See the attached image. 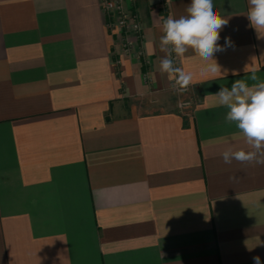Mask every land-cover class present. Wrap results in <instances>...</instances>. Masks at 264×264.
<instances>
[{
    "label": "crops",
    "instance_id": "1",
    "mask_svg": "<svg viewBox=\"0 0 264 264\" xmlns=\"http://www.w3.org/2000/svg\"><path fill=\"white\" fill-rule=\"evenodd\" d=\"M190 2L124 0L125 52L99 0H0V264H264V165L223 162L248 146L214 95L264 80V38L248 0H214L232 46L215 76L179 58V94L160 27Z\"/></svg>",
    "mask_w": 264,
    "mask_h": 264
},
{
    "label": "clouds",
    "instance_id": "2",
    "mask_svg": "<svg viewBox=\"0 0 264 264\" xmlns=\"http://www.w3.org/2000/svg\"><path fill=\"white\" fill-rule=\"evenodd\" d=\"M248 5L246 15L250 26L256 30L258 38H264V0H248ZM229 20L230 17L222 15L216 8L214 0H191L185 14L162 19L158 46L163 55L158 70L173 81L174 91H187L193 80V74L177 66L175 58L194 53L204 64L203 74L215 76L220 70L214 56L232 46L230 37L224 38V45L220 44V33L229 25ZM249 79L252 83L237 79L230 88L221 86L214 94L217 104L228 109L226 122L235 124L248 146L247 150L226 148L222 152L225 164L235 160L241 164L264 165V80L255 72ZM252 259L253 264H262L259 255Z\"/></svg>",
    "mask_w": 264,
    "mask_h": 264
},
{
    "label": "built area",
    "instance_id": "3",
    "mask_svg": "<svg viewBox=\"0 0 264 264\" xmlns=\"http://www.w3.org/2000/svg\"><path fill=\"white\" fill-rule=\"evenodd\" d=\"M99 2L105 18V26L109 32H115L119 35L123 51L126 52L133 44L142 42V26L139 22L137 13L133 11L132 8L127 7L124 0H99ZM129 35L134 36V42L129 39ZM137 54L139 57H142L143 49L141 46ZM175 63L178 66L179 58H175ZM188 105L189 101L179 99L177 101V110L181 111Z\"/></svg>",
    "mask_w": 264,
    "mask_h": 264
}]
</instances>
